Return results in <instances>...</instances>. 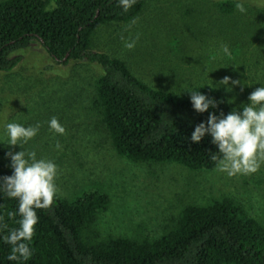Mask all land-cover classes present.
I'll use <instances>...</instances> for the list:
<instances>
[{"label":"rangeland","instance_id":"obj_1","mask_svg":"<svg viewBox=\"0 0 264 264\" xmlns=\"http://www.w3.org/2000/svg\"><path fill=\"white\" fill-rule=\"evenodd\" d=\"M213 1L148 0L132 22L102 27L92 49L123 58L138 77L162 89L213 84L230 76L242 83L230 92L223 86L215 90L227 100L234 97L232 107L246 103L249 93L264 83V0H242L245 14H223ZM131 39L136 44L128 49L125 41ZM225 44L230 56L220 51ZM17 55L22 58L18 67L0 74V134L7 122L38 126L24 148L57 164L59 194L71 199L96 187L109 194L110 204L88 234L155 236L175 224L186 206L220 197L235 199L264 225V164L255 173L229 177L215 169L191 171L175 163L129 160L117 153L91 107L99 75L94 66L56 64L39 41ZM53 116L64 126L63 135L48 128Z\"/></svg>","mask_w":264,"mask_h":264},{"label":"trees","instance_id":"obj_2","mask_svg":"<svg viewBox=\"0 0 264 264\" xmlns=\"http://www.w3.org/2000/svg\"><path fill=\"white\" fill-rule=\"evenodd\" d=\"M147 1L137 0L125 13L116 0H0V74L15 70L22 59L17 53L39 41L56 64L85 62L99 71L90 103L119 155L135 162L175 163L191 171L214 170L211 137L190 140L208 112L193 110L187 90L202 83L180 90L155 87L123 58L92 49L102 27L132 22ZM214 1L223 14L236 12V0ZM200 91L224 101L215 111L227 114L232 109L219 90L205 85ZM7 151L0 147V176L12 172ZM109 204V194L98 187L71 199L58 193L50 208L37 210L34 255L26 264H264V225L233 198L188 205L175 224L155 236L94 238L88 227ZM16 206V200L0 198V215L9 227L16 226L7 216ZM8 253L9 245L0 241V264H15L7 261Z\"/></svg>","mask_w":264,"mask_h":264},{"label":"clouds","instance_id":"obj_3","mask_svg":"<svg viewBox=\"0 0 264 264\" xmlns=\"http://www.w3.org/2000/svg\"><path fill=\"white\" fill-rule=\"evenodd\" d=\"M116 2L127 13L137 0ZM235 8L241 14L247 12L242 0H236ZM135 44V39L125 41L128 49L134 48ZM220 51L224 56L231 55L227 44L222 45ZM241 83L240 80L225 76L219 81H213V84L205 83L196 89L187 90L190 92L193 110L197 113L208 112L207 120L194 126L190 140L199 143L205 135L210 136L215 150H209V158L215 162L217 172L225 173L229 177L255 173L264 164V83H259L260 86L249 93L246 103L241 102L240 105L232 107L227 114L222 110L215 111L224 101L209 97L200 89L205 85L213 89L223 86L225 91L230 92ZM234 99H229L228 103L232 104ZM210 108L214 111L209 112ZM48 128L58 135L65 133L64 126L55 116L48 121ZM38 132V126H25L12 121L2 124L0 134V144L10 146L5 156L12 169L11 175L0 176V198L6 196L17 201L15 211L7 213L16 226L9 227L4 216L0 215V241L9 245L6 259L15 264H26L33 257L31 243L39 221L37 210L50 208L58 195L57 164L51 159L38 157L35 150L24 148ZM15 146H19L20 150L14 151ZM55 147L59 149L61 146L57 143Z\"/></svg>","mask_w":264,"mask_h":264}]
</instances>
